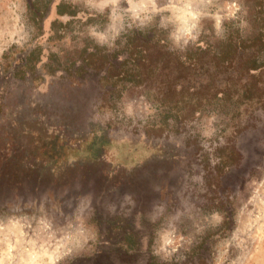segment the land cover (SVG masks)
<instances>
[{
    "label": "rangeland",
    "instance_id": "1",
    "mask_svg": "<svg viewBox=\"0 0 264 264\" xmlns=\"http://www.w3.org/2000/svg\"><path fill=\"white\" fill-rule=\"evenodd\" d=\"M230 29L264 0H0V264H264V65L213 67Z\"/></svg>",
    "mask_w": 264,
    "mask_h": 264
},
{
    "label": "trees",
    "instance_id": "2",
    "mask_svg": "<svg viewBox=\"0 0 264 264\" xmlns=\"http://www.w3.org/2000/svg\"><path fill=\"white\" fill-rule=\"evenodd\" d=\"M56 14L58 15H73L74 11L70 6H67L64 3L56 4L55 8ZM55 22V21H54ZM139 35L140 37H145L144 33ZM138 32L130 31L124 34V50L126 51V56L120 61L116 71V75L114 76V81L111 85H123L124 82H132L134 84L138 83V77L141 75L143 69L141 68L139 59H143L146 55H140L139 49L137 48L139 44L137 40L139 37ZM135 47V48H134ZM210 51V54L213 58V67L218 69L221 67H227L230 63L233 62L234 56L236 52L239 50H251L250 55L243 61V70L245 72L256 71L264 65V32H258L253 35L243 36L239 30L230 29L221 39L212 43L206 48V50ZM94 54L93 52H88L86 56ZM174 54L172 52H159L161 57L165 55ZM204 54V48L202 49L199 46L191 47L188 49H184L178 52V55L175 56L176 62L184 65V67L188 68L193 67L197 64ZM142 56V57H141ZM159 56V58H160ZM148 65L146 71L155 72L157 68L154 66ZM247 84H243L238 91L235 92V98L237 102L248 101L250 104L261 105L258 102V91L252 90V88H247ZM229 91H220L222 95L221 100L226 99L227 95H229ZM230 99H232L230 94ZM255 99V100H254ZM177 100H174L173 105H169L170 108L176 109V115L173 117L174 119H178L181 116L178 114V111L181 112V108L176 106ZM258 103V104H257ZM264 108V104L261 105ZM167 117V116H165ZM172 118V119H173ZM166 119H164L165 122ZM128 243V241L126 240Z\"/></svg>",
    "mask_w": 264,
    "mask_h": 264
}]
</instances>
